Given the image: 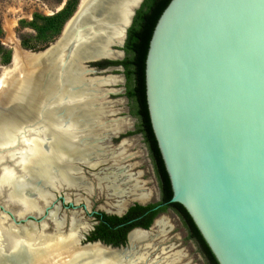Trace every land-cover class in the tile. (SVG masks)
<instances>
[{"label":"water","instance_id":"1","mask_svg":"<svg viewBox=\"0 0 264 264\" xmlns=\"http://www.w3.org/2000/svg\"><path fill=\"white\" fill-rule=\"evenodd\" d=\"M144 1L96 0L99 10L90 3L81 11L80 0L55 43L37 53L23 49L39 60L42 77L56 75L59 87L50 101L41 102L34 120L27 117V99L17 103L10 97L0 109L4 239L13 229L29 238L33 231L41 239L27 240L22 246L27 250L46 246L48 236H67L73 230L58 221L62 189L55 176L62 158L60 150L54 152L57 136L44 115L63 107L61 85L74 51L96 39L106 41L110 53L123 46ZM116 17L124 20L117 23ZM72 21L69 35L75 32L77 40L68 50L73 40L66 43L65 34ZM117 27L119 41L111 34ZM52 55L54 71L47 73L46 60ZM107 57L91 52L80 62L82 77L95 73L88 68L91 63ZM29 74L25 67L17 78L25 87ZM145 87L151 127L172 189L170 203L187 211L219 264H264V0H171L149 42ZM47 155L55 162L48 181L37 177ZM77 235V247L100 245L120 254L118 264H146L141 257L151 249L150 244H133L132 235L126 248L83 243L84 232ZM21 256L11 245L0 247V264L24 262Z\"/></svg>","mask_w":264,"mask_h":264},{"label":"flooded vegetation","instance_id":"2","mask_svg":"<svg viewBox=\"0 0 264 264\" xmlns=\"http://www.w3.org/2000/svg\"><path fill=\"white\" fill-rule=\"evenodd\" d=\"M66 4L67 2L65 6ZM59 12L58 10L53 15ZM130 28L127 31L124 45L113 47L111 54H115V57L108 56L105 59L91 63L88 68L95 70V73L87 74L84 77L87 82L98 81L99 88L96 91L105 96L103 103L105 112L94 124H105L106 128L101 129L97 127L90 130V135L92 133H98L96 137H90V140L98 143L105 161H102L95 167H89L85 163L77 164V172L75 175H78L82 179L77 187L62 184L60 183V179L55 176L57 177V183L60 184L62 189L61 194H57L58 208L56 213L58 221L65 226V230H72V228L78 226L79 231L85 234L83 243L100 242L105 246H112L114 248L131 246L130 235H133L138 230L150 231L154 227V232L149 233L151 244L146 243V241L137 243L139 246L147 244L152 246L149 245L151 249L148 251V256L150 258L145 257V259L141 260L144 263L166 264L167 261L170 262L175 258L174 255L177 252H180L182 259L174 263L212 264L200 240L194 236L191 225L183 211L176 204L170 203L172 197L167 199L168 193L156 156L155 146L158 147L157 141L155 143L151 139L148 124L141 115L140 107L136 106L135 101L130 98L131 82L129 81L126 68L127 63H129L127 50ZM48 47L49 44L46 48ZM30 51L34 52L32 50ZM120 52L124 55H120ZM112 78L113 81L110 82L109 80ZM116 98H120V100H114ZM65 101L63 99L60 100L61 103H65ZM119 104L123 107L117 108ZM135 112L138 113L136 114ZM59 118L60 127L78 126L70 119L66 121V119H61L62 116ZM107 122L108 124H106ZM115 125L121 126L118 132L111 131L107 128V126ZM87 135L88 133H86L85 137L83 134L82 136L80 135L78 141L84 142V140L88 139ZM123 150L124 154L120 155ZM94 158H91L92 161ZM105 176L116 177V184L120 186L124 193H112V189L106 186L108 180H101ZM148 176L149 180H146ZM138 178L140 179L138 180ZM133 182H137L139 192L148 194L149 197L145 203L140 200L137 201V199H133L129 195V190ZM45 197L49 199V193H46ZM118 205L123 206L120 211ZM162 219L166 220L168 224H166L164 229L165 234L159 233L158 221ZM150 221V226L145 228L144 225ZM181 228L186 231V234L174 232ZM152 238L153 240H151ZM186 242H189L190 246H193L192 250L194 252L185 248Z\"/></svg>","mask_w":264,"mask_h":264},{"label":"bare ground","instance_id":"3","mask_svg":"<svg viewBox=\"0 0 264 264\" xmlns=\"http://www.w3.org/2000/svg\"><path fill=\"white\" fill-rule=\"evenodd\" d=\"M94 2H96V0H83L80 10L83 11L86 7H88L90 3L91 5L93 3L94 10L95 9L99 10L100 4L99 3L96 4ZM116 19H117L116 21L117 23L120 21L122 22V20H124L122 19V17L120 18L116 17L115 20ZM82 23L85 24V22ZM72 26H73V21L68 24L65 34L66 43L73 40L72 41L73 43L68 48V50L73 45H75L77 40V35L75 34V32L69 35ZM111 34H113V39H115L116 41L120 40V30L118 29V27L116 28V32ZM21 52L15 51L13 55V69L6 71L4 73V77L2 78V81L0 83V87L4 85V87L0 90V95L1 92L4 93V99L2 96L1 99L3 100H0V109H2L3 107L2 104L10 97H12L16 102L17 101L23 102L25 99H27L28 102L26 108L27 117L34 120L36 118V112H38L41 102L50 101L51 97L54 95V92H56V89H58L59 86L55 74L51 73L47 77L44 76L42 77L41 73L43 72L44 68L41 67L40 64L38 63L39 60L37 58H34V56H32L29 53L26 54ZM91 52L96 54L102 53V55L105 56L108 55L110 57H115L114 56L115 54H111L108 51L107 42L104 41L103 39H96L90 43H87L85 46L76 49L72 54L73 57L72 63L68 65L66 69V77L61 85V88L62 89L64 88L62 92L64 96L61 99L66 101L62 105L63 107H54L53 110H48L47 112H45L44 115L45 124L48 125V128L51 130V132L57 136L55 137L56 142L54 144L55 145L54 149L56 150L54 152L60 150V157L62 158L61 161L62 166L58 168L57 171L58 173L56 174V176L60 179L61 181L60 183L69 185L71 187H77L78 184H80V181H82V179L78 175H75L77 171L74 162L80 161L82 163L88 164L90 167H95L102 161H105V158L100 151L99 148L100 146L98 145V143L96 141L90 140V137H96L98 135L97 133L95 134L92 133L91 135H95V136H91L90 135L91 129L97 127H100L101 129L106 128L105 124H99V125L94 124V122L100 119L105 112L103 108V103H104L103 98H105V96L104 94H101L100 92L96 91V89L99 88L98 81L87 82L84 79V77H82L83 75L82 71L84 68H82L80 64V62L86 57H88L91 54ZM53 57L54 56L52 55L46 60L45 68L47 70L46 71L47 73L50 70L54 71V67L52 65ZM25 67H28L30 73L28 75L29 80L26 84V87L25 85L22 84L20 80L17 79L18 76H20V74H23V72L25 71ZM109 81L112 82L113 78L110 79ZM21 96H23L24 98ZM58 115H60V117L62 116L61 118L62 120L70 119L74 121V123L78 126L60 127L59 126L60 123L58 122V119L60 118L58 117ZM106 124H108V122ZM107 128L111 131L118 132V130L121 129V126L120 125L107 126ZM86 133H88L87 135L88 139H86L88 141L86 140H84V142L78 141L80 135L82 136L83 134V136L85 137ZM61 154L63 155L61 156ZM121 154H124V150L122 151V153H120V155ZM93 157L95 158L92 161L91 158ZM45 158L46 159L39 164V171L37 172L38 174L37 173L36 174L37 177H42L43 179L45 178V180L48 181L49 173L51 172V170L54 169L55 162L54 159L50 158L49 156ZM115 161L117 162V160ZM139 179L140 178H138V180ZM101 180L102 181L108 180V184H106V186L109 189H112L111 190L112 193L114 194L124 193V191L120 188V186L116 184V177L105 176L101 178ZM129 191H130L129 195L132 196L131 198L137 199V201L140 200L143 203H145V201L149 197L147 193L138 191L137 182L132 183V186ZM125 199L127 200V198ZM31 206H33V208L36 207L35 204H31ZM118 208L120 211L123 208V206L118 205ZM166 224L167 222L164 219L158 221L160 234L164 233ZM77 232H79L78 226L73 228V230L70 233H68L67 236L58 235V234L55 236H48V238L45 239L44 241L45 244H47L46 246L41 245L38 248H36L37 247L36 246L35 248L33 247L32 249H27V250L25 249V247H22L27 240H29V242L32 243V241L30 240V238L32 237H34V240L41 239L39 236L36 235V233H33V231L31 232V236L29 238V235L28 236L25 235L23 230L13 229L11 232V236H7L8 238L6 237L4 239L2 235H0V242L3 245L2 246L3 248L6 247L7 245L8 246L11 245L12 249L14 250V254H16L17 256L21 254L22 255L21 257H23L24 259V262H18L16 260L11 264H26V263L27 264H118L117 257L120 254H117L115 252H110L109 250L101 247L100 245L77 247L76 246V241L78 238ZM150 234L136 232L132 235L131 241L133 244L139 242L141 243L144 241H146V243H150V239H149ZM14 257L18 259V257H16L15 255ZM145 257L146 256L141 257V260L145 259ZM174 257H173L174 259H172V261L170 262L166 260L167 261L166 264H177L174 262L182 259L180 252H177L174 255ZM1 260L2 259L0 258V262H2Z\"/></svg>","mask_w":264,"mask_h":264},{"label":"trees","instance_id":"4","mask_svg":"<svg viewBox=\"0 0 264 264\" xmlns=\"http://www.w3.org/2000/svg\"><path fill=\"white\" fill-rule=\"evenodd\" d=\"M171 0H145L141 8L138 10L135 17L134 23L129 30L128 38V54L129 63H127V75L130 83V98L135 101L136 106L141 109V115L144 121L148 124L149 135L151 139L156 143L153 131L150 126L149 113L146 103V87H145V61L146 55L149 47V42L154 30V27L161 16L164 9L170 3ZM79 0H68L66 6L63 10L53 16H44L39 13L33 15V20L31 22L22 21V26H29L36 32V36L33 40L38 43L49 44L58 37L66 22L73 16ZM4 36V31L0 22V55L3 57V63L9 64L11 62V52L7 51L1 42ZM31 41L28 39H21V44L25 49L34 50L36 47L32 46ZM136 114L138 112H135ZM156 156L159 162L161 173L164 179V184L167 190V199L172 197V191L170 186L169 177L165 170V166L161 155L159 153L158 147L155 146ZM185 216L187 217L193 234L197 237L204 250L207 252L212 264H219L212 254L207 243L203 239L199 230L195 226L192 218L187 213V211L179 204H176ZM151 221L146 223L144 226L148 228Z\"/></svg>","mask_w":264,"mask_h":264},{"label":"rangeland","instance_id":"5","mask_svg":"<svg viewBox=\"0 0 264 264\" xmlns=\"http://www.w3.org/2000/svg\"><path fill=\"white\" fill-rule=\"evenodd\" d=\"M67 1L68 0H0V22L4 31V36L1 39V42L6 50L11 52V60L12 54L14 55L15 51H22L21 53H26L23 51L25 48L21 44V39L30 40L31 45L36 47L32 50L34 52H40L48 45L45 43L35 42L33 39L36 36V32L29 26H22L21 22H31L35 13H39L44 16H51L60 10L62 4ZM58 37H56L53 42L49 43V45L55 43ZM12 69L13 63L11 64L10 62L9 64H4L3 57L0 55V83L4 77V73ZM104 100L105 98H103V102ZM114 100H120V98H116ZM122 107L123 106L119 104L117 108ZM146 180H149V176L146 177ZM174 232L186 234V231L182 228ZM185 244L186 249H193V246H190L189 242H186ZM1 246L3 245L0 242V247Z\"/></svg>","mask_w":264,"mask_h":264}]
</instances>
